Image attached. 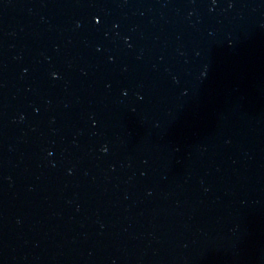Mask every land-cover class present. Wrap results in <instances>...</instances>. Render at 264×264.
<instances>
[{
  "label": "water",
  "instance_id": "95a60500",
  "mask_svg": "<svg viewBox=\"0 0 264 264\" xmlns=\"http://www.w3.org/2000/svg\"><path fill=\"white\" fill-rule=\"evenodd\" d=\"M0 264H264V0H0Z\"/></svg>",
  "mask_w": 264,
  "mask_h": 264
}]
</instances>
